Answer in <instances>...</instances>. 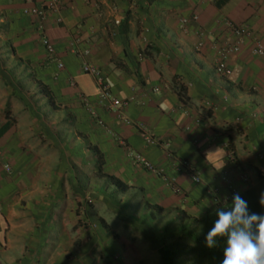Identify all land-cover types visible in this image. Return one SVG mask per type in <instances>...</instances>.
<instances>
[{
  "label": "crops",
  "instance_id": "obj_1",
  "mask_svg": "<svg viewBox=\"0 0 264 264\" xmlns=\"http://www.w3.org/2000/svg\"><path fill=\"white\" fill-rule=\"evenodd\" d=\"M60 1L61 22L56 24L55 16L49 15L44 23V35L55 49L53 58L41 45L35 19L23 15L24 0H0V46L10 62L16 65L17 58L24 59L46 78L51 72L55 74L56 63L64 65L51 88L71 107L84 135L91 142L98 140L111 174L139 188L148 200L166 210L189 205L194 214L217 202L209 194L212 189L219 190V198L227 195L225 175L232 177L236 188L243 186L237 180L238 169L226 154L228 150L244 152L241 135L248 139V151L264 154V57L252 55V42L245 40L240 51L230 56L232 74L224 79L215 73L216 47L235 41L224 20L246 25L264 45V0ZM182 18L191 19L186 30L180 28ZM76 35L83 39L78 48H89L87 61L98 67L111 94L120 100L135 98L120 114L102 106L95 78L83 74L81 60L70 53L69 45ZM199 42L203 47L197 50ZM70 78L75 87L69 85ZM2 92L6 106L12 95L4 88ZM78 93L86 97L106 130L89 121ZM120 116L134 125L142 124L154 138L167 140L177 162L189 161L197 168L201 183H192L184 171L176 170L161 147L145 146L138 129L125 125ZM196 119L200 120L198 125ZM119 139L163 170L165 176L174 178L182 195H174L162 178L135 167ZM21 149L11 122L0 119V154L6 155L11 168L20 164V169L35 168L34 162L22 157ZM3 186L12 185L0 182V202L4 204L0 234L4 225L13 232L14 218L7 195L1 194Z\"/></svg>",
  "mask_w": 264,
  "mask_h": 264
},
{
  "label": "rangeland",
  "instance_id": "obj_2",
  "mask_svg": "<svg viewBox=\"0 0 264 264\" xmlns=\"http://www.w3.org/2000/svg\"><path fill=\"white\" fill-rule=\"evenodd\" d=\"M6 55L0 46V119L11 122L22 157L35 168L20 169V164L7 175L8 161L0 154V182L12 185L3 186L1 194L14 215L13 232L4 225L0 234V264H161L158 247L166 219H147L141 203L152 202L139 188L114 194L95 172L98 140L91 142L76 125L71 107L51 88L52 72L46 78L31 63L17 58L15 65ZM3 88L12 95L6 106ZM240 142L244 152L234 153L232 161L237 180L244 189L264 188V154L248 151L247 137L241 135ZM103 172L112 170L106 164ZM212 198L221 203L222 197ZM184 210L192 213L189 205Z\"/></svg>",
  "mask_w": 264,
  "mask_h": 264
},
{
  "label": "built area",
  "instance_id": "obj_3",
  "mask_svg": "<svg viewBox=\"0 0 264 264\" xmlns=\"http://www.w3.org/2000/svg\"><path fill=\"white\" fill-rule=\"evenodd\" d=\"M25 7L22 9V13L25 16H30L35 19L36 28L41 34L40 41L43 46L46 54L53 58L55 55V49L51 41L44 35V23L49 15L55 16V23H60V12L62 9V2L60 0H41L37 2V0H24ZM198 17L193 16L192 20L197 21ZM191 19L182 18L179 21L180 28L186 30ZM224 27L228 31H230L234 37L235 41L225 46L216 47L217 51V60L215 63V73L221 77H230L232 71L229 67V58L231 55L236 54L242 48V45L245 40H249L252 42L251 53L255 57H264V45L262 42L252 33V31L246 25H237L231 22L230 20H224ZM202 35V34H201ZM83 39L80 36H75L69 45V51L72 55L78 57L81 60V72L83 74L89 75L95 78L96 89L98 101L102 104V106L108 111H116L118 114L125 108H127L131 103L135 101L134 97H130L126 100H120L114 97L109 89V86L104 82L103 78L100 75V70L95 65L90 64L87 61L88 56L90 55L89 48L79 49V45L82 44ZM203 47V42H199L197 45V50H200ZM64 65L60 62L56 63V72L54 74V78L58 76V73L62 71ZM69 85L71 87H75L76 83L74 79H69ZM158 91L155 89V92ZM79 101L82 103L83 107L87 110V112L92 116V118L97 120L98 125L106 130L103 122L97 118L96 111L90 106L88 100L83 95H78ZM123 123L128 126H135L138 129L140 138L143 143L147 147H161L164 152V157L172 162V165L178 171H184L190 178L191 182L194 184H200L201 178L197 168L190 163L189 161H176V158L171 150L170 143L167 140L154 138L147 128L142 124L134 125L132 121L127 118H123L120 116ZM200 120L196 119L195 124H199ZM189 130V127L186 128ZM120 146L125 149L126 156L128 160L135 166L140 169H143L150 174L160 177L163 179L167 188H169L175 195H182L181 188L176 184L174 178H168L164 175V171L156 168L151 162H149L143 155L135 152L131 149L124 141L118 140ZM227 159L231 162L233 161V153L228 150L226 154ZM3 170L7 175H10L12 172V168L9 164H4ZM241 181L245 183V177H240ZM224 185L228 191L227 195L221 199V203H226L231 200L234 194H238V188H236L230 177L227 175L223 178ZM218 189H212L209 194L212 196L218 195ZM216 200V199H215Z\"/></svg>",
  "mask_w": 264,
  "mask_h": 264
},
{
  "label": "trees",
  "instance_id": "obj_4",
  "mask_svg": "<svg viewBox=\"0 0 264 264\" xmlns=\"http://www.w3.org/2000/svg\"><path fill=\"white\" fill-rule=\"evenodd\" d=\"M94 163L95 172L104 178L109 186L116 192H126L130 188L113 174L104 173L106 162L103 155L97 150ZM264 188L251 187L240 191L238 194L247 201L249 213L264 214V206L259 203L260 194ZM232 199L226 203H213V206L198 210L197 214H191L184 209L175 207L170 215L162 206L148 201L141 203V207L147 210L148 218L155 220L164 217L166 222L162 228L158 253L161 264H222L223 250L226 245V237L217 238V244L213 248L206 246V235L218 219L216 210L230 207ZM170 212V210H169ZM173 213V214H172Z\"/></svg>",
  "mask_w": 264,
  "mask_h": 264
},
{
  "label": "clouds",
  "instance_id": "obj_5",
  "mask_svg": "<svg viewBox=\"0 0 264 264\" xmlns=\"http://www.w3.org/2000/svg\"><path fill=\"white\" fill-rule=\"evenodd\" d=\"M259 203L264 206V192ZM218 219L206 235V246L213 248L217 238L226 237L222 264H264V214L249 213L247 201L234 194L232 204L217 209Z\"/></svg>",
  "mask_w": 264,
  "mask_h": 264
}]
</instances>
